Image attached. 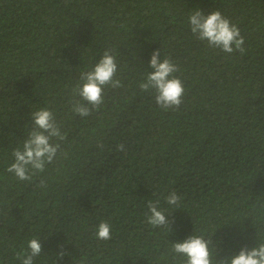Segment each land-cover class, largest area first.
I'll use <instances>...</instances> for the list:
<instances>
[{"label":"trees","instance_id":"trees-1","mask_svg":"<svg viewBox=\"0 0 264 264\" xmlns=\"http://www.w3.org/2000/svg\"><path fill=\"white\" fill-rule=\"evenodd\" d=\"M198 9L236 24L244 53L198 39ZM109 49L123 87L81 117L73 89ZM157 49L180 69L178 110L139 87ZM41 108L66 139L21 181L7 168ZM149 201L169 226L147 222ZM194 234L212 237L213 260L264 243V0H0V264H22L33 238L34 264H113L122 245L117 264H186L172 246Z\"/></svg>","mask_w":264,"mask_h":264},{"label":"clouds","instance_id":"clouds-1","mask_svg":"<svg viewBox=\"0 0 264 264\" xmlns=\"http://www.w3.org/2000/svg\"><path fill=\"white\" fill-rule=\"evenodd\" d=\"M190 29L200 40H206L210 47L218 48L226 53L239 51L244 53L245 38L241 34L240 28L226 18L219 10H214L209 14H204L197 10L189 15ZM113 49L104 52L99 62L91 71L80 74L82 85H77L73 89V97L79 96L81 99H73L72 111L81 117L91 115L93 110H99L103 103L104 89L107 86L112 88L123 87L121 80L115 78L118 71L116 57ZM152 69L146 79L139 85L142 91L154 90L156 104L164 110H178L183 103L185 95L184 84L173 74L179 72V67L170 59H161L160 50L152 53L150 60ZM89 105L91 107H89ZM33 127L28 132L27 138L23 142L22 148H16L12 155L15 160L7 168L9 173H13L19 180H31L37 172H43L47 164L53 162L60 151V143H53V140L63 141L66 134H62L54 113L48 108H41L32 112ZM118 151L124 150V145L117 146ZM43 185V181H41ZM181 197L175 192H171L167 197L169 205L179 209ZM150 215L147 222L154 227L169 226L170 221L167 214L159 208V201H149ZM97 238L101 240L111 239V225L107 221H102L97 226ZM212 237L206 239L203 235H192L183 242L173 243L172 251L187 257L186 264H264V243H259L254 248L243 247L237 255L226 257L220 260H213ZM122 245L113 264H117ZM30 253L22 259V264H34V257L42 252V243L38 239H31L28 242ZM63 252L60 253L62 257Z\"/></svg>","mask_w":264,"mask_h":264}]
</instances>
